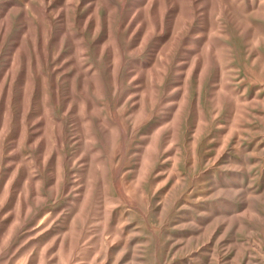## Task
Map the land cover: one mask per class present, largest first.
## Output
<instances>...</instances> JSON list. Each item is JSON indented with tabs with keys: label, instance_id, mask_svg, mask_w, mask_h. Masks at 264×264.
Listing matches in <instances>:
<instances>
[{
	"label": "rangeland",
	"instance_id": "obj_1",
	"mask_svg": "<svg viewBox=\"0 0 264 264\" xmlns=\"http://www.w3.org/2000/svg\"><path fill=\"white\" fill-rule=\"evenodd\" d=\"M0 264H264V0H0Z\"/></svg>",
	"mask_w": 264,
	"mask_h": 264
},
{
	"label": "bare ground",
	"instance_id": "obj_2",
	"mask_svg": "<svg viewBox=\"0 0 264 264\" xmlns=\"http://www.w3.org/2000/svg\"><path fill=\"white\" fill-rule=\"evenodd\" d=\"M155 10V9H154ZM201 68V67H200ZM144 100V99H143ZM179 109V108H178ZM143 111V110H142ZM178 111H181V110H178ZM158 133V132H157Z\"/></svg>",
	"mask_w": 264,
	"mask_h": 264
}]
</instances>
